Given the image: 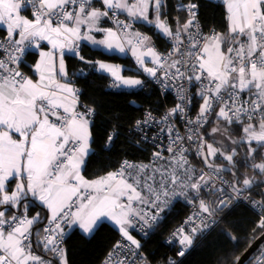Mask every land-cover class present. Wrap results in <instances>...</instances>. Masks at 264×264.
Returning <instances> with one entry per match:
<instances>
[{
    "label": "snow or ice",
    "instance_id": "snow-or-ice-1",
    "mask_svg": "<svg viewBox=\"0 0 264 264\" xmlns=\"http://www.w3.org/2000/svg\"><path fill=\"white\" fill-rule=\"evenodd\" d=\"M94 3L0 0V24L6 25L0 36V264H53L33 254L32 229L41 217H27L30 198L50 210L43 240L36 243L52 253L56 264H68L61 247L64 229L78 225L90 233L102 217L119 226L122 239L116 247L144 259L139 254L142 246L131 232L143 233L165 219L176 197H183L185 203L192 201V214L185 223V228H191L188 234L180 230L183 249L178 257L185 255L194 235L206 239L205 232L210 235L221 225L226 209H231L229 202L259 196L261 200L253 199V206L264 209V175H260L264 159L251 165L259 179L237 172L231 181L223 178L224 167L211 159L232 163L240 146L246 149V159L264 149V0H224L226 29L221 34L210 28L208 35L203 34L198 4L191 0L176 5L186 16L171 26L164 11L166 0H100L102 8ZM29 8L32 18L21 15ZM125 12L128 22L118 19V13ZM105 19L117 30L102 27ZM135 23L152 26L171 42V51L158 54L151 37L129 31ZM82 28L86 29L83 33ZM93 32H102L105 38L97 40ZM80 40L119 53L130 50L139 68L137 75L146 74L164 90L176 89L180 103L159 120L146 113L131 130L142 137V143L160 145L150 155L151 163L125 159L117 171L99 179L82 175L86 157L93 154L90 124L94 110L86 105H80L83 112L78 110L80 90L72 86L64 61L65 50L77 55ZM42 41L51 50L39 51L35 64L39 79L34 82L19 66ZM57 51L58 68L54 64ZM146 57L152 67L145 66ZM79 59L89 72L110 74L113 89L145 87L141 79L122 76L118 66ZM57 74L66 82H59ZM88 74L83 70L74 73L81 78ZM192 88L198 89L196 95L203 101L195 120L188 119L185 111ZM173 115L186 126L184 135L172 122ZM213 122L214 142L208 143L200 133ZM154 128L156 134L149 135ZM236 129L240 137L229 145L226 137ZM113 139L110 136L109 142ZM189 155L199 158L203 167L192 166ZM258 228L264 229V217ZM223 232L231 238L227 229ZM259 256L256 264H264V251ZM167 264L177 261L170 259ZM234 264H241V258Z\"/></svg>",
    "mask_w": 264,
    "mask_h": 264
},
{
    "label": "trees",
    "instance_id": "trees-1",
    "mask_svg": "<svg viewBox=\"0 0 264 264\" xmlns=\"http://www.w3.org/2000/svg\"><path fill=\"white\" fill-rule=\"evenodd\" d=\"M198 3L199 20L204 25L203 29L213 27L222 34L226 29L224 4L214 0H198ZM28 12H30L29 9ZM166 13L170 26L175 25L173 2L171 0L167 2ZM5 30L0 27V36L5 34ZM143 30L153 36L158 47H163L166 44L165 38L151 27L144 25ZM36 56L35 51H30L26 56V62L23 65L25 71L30 73V64L34 62ZM80 56L84 57L85 61L119 64L123 67L124 74H137L138 71L130 66L131 59L128 55L106 52L88 44H82L75 57L69 54L64 56L69 78L74 81L73 85L80 90L79 99L94 109V116L92 117L94 123L90 124L93 137L90 146L93 154L86 157V164L82 169V173L87 179H95L109 170L116 169L124 158L145 159L147 153L132 143L129 129L143 116L146 109L160 112L165 104H173L174 100L169 93H166L163 98L156 87L149 82L145 83L143 89L122 88L116 90L107 88L111 76L102 72H89L87 64L79 59ZM80 70L89 74L83 78L74 75ZM140 76L143 79L144 75ZM201 105L202 103L197 101V110L200 109ZM213 126H215V122L209 123L202 135L208 143L214 142V136L211 133ZM205 132H207V136H205ZM116 133L118 135H114ZM110 136H114L111 142H109ZM231 137L239 139V129H236ZM252 147H256V144L252 143ZM245 151V147L240 146L238 155L232 163L219 157H212L211 159L215 161V164L229 165L234 174H237V172L247 173L249 178L259 179L251 165L260 163L264 159V155H262L264 149L255 153L254 157H248L247 159L244 157ZM232 164H235V167ZM224 174L232 180L233 174ZM260 175H264V173ZM255 198L261 200L259 196H255ZM26 203L30 205L27 209L28 218L35 217L37 214L41 217V222L33 225V250L39 255H47L48 252L44 250L42 244L38 245L36 243L42 241L43 227L48 221L47 210L45 206L31 198ZM173 204L170 214H167L165 219L158 222L153 232L141 244L142 251L152 261L163 262L168 255H175V245L166 242L164 237L181 219L186 210V205L180 200L175 201ZM226 211L227 215L221 225L212 231L210 235L206 233V239H201L199 235L194 247L183 257H179L177 264H234L236 258L264 231V229L258 228L260 215L248 206L238 203L230 210L226 209ZM262 214L264 216V209H262ZM37 229L40 230L39 235H36ZM223 229H227L231 238L224 234ZM119 238V232L106 221H101L89 235H86L77 227H73L65 237L67 262L68 264H99L110 247ZM263 248L264 246H260L245 264H255Z\"/></svg>",
    "mask_w": 264,
    "mask_h": 264
},
{
    "label": "built area",
    "instance_id": "built-area-1",
    "mask_svg": "<svg viewBox=\"0 0 264 264\" xmlns=\"http://www.w3.org/2000/svg\"><path fill=\"white\" fill-rule=\"evenodd\" d=\"M171 1L173 2L174 22L176 23V20H177V19H179V20L182 22V21L184 20L185 16H186V14L183 13V12H181V11L176 7V5H178V4H180V3L187 4V3L190 2V0H171ZM130 2H131V3H132V2H135V0H130ZM167 2H168V0H166V7H165V9H164L165 12H166V10H167ZM191 2H195V3H197V4H198V8H199L198 0H191ZM94 6H99V8H102V7H103L102 4H101L99 1L97 2V0H95ZM29 10H30V13H31V9H30V8H29ZM110 15H112V14L110 13ZM198 15H200V11H199ZM118 19H120V20H122V21H125V22H128L127 13H118ZM109 22L111 23V25L113 26V28H114L115 31H116L117 29L114 27L112 21L109 20ZM136 26H137V23H135V24L133 25V28H136ZM133 28H132V29H133ZM210 28H213V27H210ZM210 28H208V29H206V30L203 29V34H204V35H208V34H209V29H210ZM214 29H215V28H214ZM130 30H131V29H130ZM130 30H129V31H130ZM215 31H216V30H215ZM139 32L142 33V34H144V35H148L149 37L152 38L153 44H154V46L156 47L158 54H160V55H167L168 52L171 51V49H172V44H171V42H170L167 38H165V40H166V44H165L163 47H157L156 44H155V41H154V39H153V36H152L150 33L146 32V31H142V30L139 31ZM216 32H217V31H216ZM2 36H3V35H2ZM42 43H43V42H41V44H42ZM41 44H40V46H41ZM35 49H36V48H33V49H31L30 51H34ZM77 51H79V48H78ZM26 56H27V55H26ZM25 62H26V57L24 58V63L20 64V66H19V70H20L21 72H23L26 76H28V72L25 71V69L23 68V65L25 64ZM152 66H153L152 63H150V67H152ZM142 81L145 82V83H146V82H149V83L153 84V85L156 87V89L159 91V93L161 94V96H162L163 98H164V95H165L166 93H169V94L172 96V98H173V100H174V103H173V104H165L164 107H163V109H162L160 112H155L153 109H146V110L144 111V113H143V116H142L140 119H138V120H142V119L145 117V114L148 113V112H151V114H152L156 119H158V120H159V119H162V118L164 117V115L168 113V111H169L170 109L174 108L178 103H180V101H179V99H178V97H177V95H176V89H175L174 87H173V88H170V89H167V90H164V89H162V88L160 87V85L156 84V83L153 82L150 78H148V77L146 76V74L144 75ZM111 84H112V78H110V80H109V84H108V87H107V88L113 89L112 87H110ZM76 88H77V87H76ZM133 89H139V88H133ZM197 92H198V89H196V88H192V89H190V91H189V93H188L189 100L187 101V107L185 108V111L189 114V115H188V119H192V120H195V119H196V117H197V113L199 112V110H197L196 103H197V101H200L201 103H203V101L200 100V99L198 98V96L196 95ZM80 105H86L88 108L93 109L91 106L87 105L86 103H84L82 100L79 99L78 110L81 111V112L84 111V108H83V107H80ZM93 110H94V109H93ZM138 120H137V121H138ZM171 120H172V122L176 125V127L179 129V131L181 132V134L184 135L185 132H186V126L184 125V123H183L179 118H177L175 115H173V116L171 117ZM135 123H136V122H135ZM135 123L130 127V129H129V135H130V137H131V139H132V143H133L136 147H137V145H140L138 148L144 150V151L147 153V157H146L145 159H130V158H124V159L121 161V163L119 164V166H118L116 169L109 170V171H107L104 175H106V174H107L108 172H110V171H117V170L119 169V167L122 165V163H123V161H124L125 159H127L129 163H151V161H150V155H151L152 153H154L155 151H157L160 145L158 144L157 147H152L150 143H148V144L142 143V137H141L140 135L136 134L135 132L131 131V130L133 129ZM207 126H208V125H207ZM161 127H163V126H161ZM156 131H158V129H155V128H154L153 131H152L151 133H149V135H155V134H156ZM203 132H204V131H202V132L200 133L201 136L203 135ZM163 143H167V141L164 140ZM108 144H110V143H108ZM186 146H187V145H186ZM193 148H194V146H193ZM189 160H190V162H191V165L194 166V167H196L198 170H199L200 168L203 167V166L200 164V162H199V158H197L195 155H189ZM204 171H205V172H209V169L204 168ZM222 176H223L224 179H227V180H230V181H231V179H228V178L225 176L224 173H222ZM244 196H245V197H249V193H248V192H245V193H244ZM253 199H254L255 201L259 202V200L256 199V198L254 197V198H248V199H239V200H238L237 202H235V203H232V202H229V203L232 204L231 208H232L234 205L238 204V203H242V204L248 206L250 209H252V210L255 211L256 213H258V214L260 215V219H261L262 217H264L263 214H262V208H260L259 206H255V207H254V206H253ZM177 200H180V201L183 202V197H176V198H174L173 203H174L175 201H177ZM184 203H185V202H184ZM185 205H186V210H185L183 216H182L181 219H180V220H179V221H178V222H177V223H176V224H175V225H174V226L168 231V233H167V234L165 235V237H164V240H165L166 242H171V243H173V244L175 245V255H172V254L168 255V256L166 257L165 261H163V262L152 261V260L148 259V258L146 257V255H145V253L142 251V249H140V250H139L140 257H143L144 259H146L147 264H167V262H168L170 259H171V260H176L177 263H178V259H179V257L177 256V253H178V251H180V250L183 249V246H181V245L179 244V239H180V235H181V231H180V230L183 229V234H188V232H189V230H190V228H191V225H188V227L185 228V223L187 222V218L192 214V207H191V205H192V201L189 200L187 203H185ZM73 210H74V209H73ZM158 222H159V221H157L156 224H154L151 228H146V229L144 230L143 233H141V232H139V231H132L133 234H134V236L136 237V240H137L140 244H142V242H143L145 239H147L148 236L153 232V230H154L155 226L158 224ZM47 223H48V221L46 222V224H47ZM196 223H199V221H197ZM46 224H45V225H46ZM45 225H44V227H45ZM44 227H43V229H44ZM64 232H65V236H64V238H63V243H62L61 247L65 250V237H66V234H67V233H66V228L64 229ZM205 234H206V232L204 233V235H205ZM44 235H45V233L42 232V240H43ZM199 235H200V234H196V235H194V237H193L194 242H193V244H192L188 249H186L185 254H186L189 250H191V249L194 247V245L196 244V241H197V238H198ZM121 239H122V238L120 237L118 240H116V242L110 247V249L107 251V253H106L105 256L102 258V260L99 262V264H117V262H121V264H132L133 261L135 262V264H144V259H141V258H139V257H137V256H133L130 252L125 251V249L117 248V247H116L117 243H118V242H121ZM133 247H134V246H133ZM125 248H127V245H125ZM262 251H264V248H263ZM33 254L36 255V253H35L34 250H33ZM38 256H40L41 259H43V260H45V261L51 259V260H53V264H56V261H55V259L53 258L52 253H50V252H48L47 255H44V256H43V255H38ZM255 264H256V263H255Z\"/></svg>",
    "mask_w": 264,
    "mask_h": 264
},
{
    "label": "crops",
    "instance_id": "crops-1",
    "mask_svg": "<svg viewBox=\"0 0 264 264\" xmlns=\"http://www.w3.org/2000/svg\"><path fill=\"white\" fill-rule=\"evenodd\" d=\"M100 2V0H97V2ZM214 1H218V2H222L223 4H224V0H214ZM128 2L129 3H131L130 2V0H128ZM224 6H225V8H226V5L224 4ZM95 7H97V8H99V6H95ZM126 13V12H125ZM21 15H23V16H25V17H27V18H32L31 17V14H30V12H28V10H26V11H22L21 12ZM149 18L150 19H152L153 17H152V15H151V13H150V16H149ZM145 24L144 23H137V26H136V28H133V29H131L130 31L131 32H139V31H144L143 30V26H144ZM101 26L102 27H112L113 28V26L111 25V23L109 22V20L108 19H105V20H103L102 21V23H101ZM145 26H147V25H145ZM0 27H3L4 29H6V25H3V24H0ZM149 27H151L154 31H155V29L152 27V26H149ZM113 30L115 31V29L113 28ZM82 33L84 32V31H86V29L85 28H82ZM156 32V31H155ZM217 33H219V32H217ZM93 36H94V38L95 39H97V40H100V39H104V37H105V34L104 33H102V32H93V33H91ZM159 34V33H158ZM43 43L41 44V46H40V48L39 49H35L34 51L37 53V56H36V58H35V60H34V62L32 63V64H30V66H31V71H30V73L28 72V76L27 77H29V78H31V79H33V81L35 82V81H37L38 79H39V73L35 70V64L39 61V51H49V50H51V46L48 44V42L47 41H42ZM79 48H80V46L82 45V44H88L89 46H91V47H94V48H98V47H95V45H92L90 42H88V41H85V40H80L79 42ZM156 44V43H155ZM157 46V45H156ZM155 47V46H154ZM158 47V46H157ZM100 49V48H99ZM155 50L157 51V49H156V47H155ZM77 52H79V51H77ZM66 54H69V55H71L70 53H68V51L67 50H65V55ZM64 55V56H65ZM65 61V60H64ZM150 61H149V59H147L146 60V64H145V66L146 67H150ZM54 64H55V66H56V68H58V65H59V52L57 51V53L56 54H54ZM65 66H66V64H65ZM66 70H67V68H66ZM68 73V72H67ZM122 73H123V69H122ZM110 75V74H109ZM129 75H132V74H129ZM137 75V74H136ZM143 75H145V74H143ZM140 76V75H139ZM68 77H69V75H68ZM112 78V77H111ZM125 78H128L127 76L125 77ZM132 78V77H131ZM57 79L59 80V82H61V83H64V82H66V80L65 79H61L60 77H59V75L57 74ZM140 79L142 80V77L140 76ZM72 86H74V85H72ZM75 87V86H74ZM125 89H130V88H125ZM131 89H133V88H131ZM90 148H91V146H90ZM83 169V168H82ZM82 175H83V173H82ZM103 176H105V175H102V176H100V177H103ZM85 177V176H84ZM100 177H97V178H95V179H99ZM86 178V177H85ZM87 179V178H86ZM88 180H94V179H88ZM13 185H10L9 187H12ZM33 200H35V199H33ZM36 201H38V200H36ZM39 202V201H38ZM40 203V202H39ZM45 208H46V206H45ZM46 210H47V215H48V218H50V210L49 209H47L46 208ZM31 218H33V217H31ZM101 221H106L107 223H109L111 226H113L117 231H118V229H119V226L118 225H116L115 224V222L114 221H111V220H109L108 218H106V217H102L101 218V220L100 221H98V223H97V225L101 222ZM73 227H77L79 230H81L82 232H83V230L82 229H80L79 228V226L78 225H73L71 228H66V233L67 232H69V230H71ZM96 228V226H94V229ZM33 230V229H32ZM94 231V230H93ZM92 231V232H93ZM92 232H90V233H85L86 235H89V234H91ZM119 232V231H118ZM84 233V232H83ZM120 234V233H119ZM131 234H133V232H131ZM120 237H121V234H120ZM136 239V238H135ZM36 255H39V254H37L36 253Z\"/></svg>",
    "mask_w": 264,
    "mask_h": 264
},
{
    "label": "rangeland",
    "instance_id": "rangeland-1",
    "mask_svg": "<svg viewBox=\"0 0 264 264\" xmlns=\"http://www.w3.org/2000/svg\"><path fill=\"white\" fill-rule=\"evenodd\" d=\"M105 28H108V27H105ZM105 38V37H104ZM121 42L122 43H124V41L123 40H121ZM95 47H98V48H100V49H102V50H104V51H106V52H112V53H117V54H119V55H128L129 57H130V59H131V64H130V66L132 67V69H135V70H137V71H139V68H138V65L136 64V60H135V57H133L132 56V54H131V51L129 50V51H127L126 53H119L118 51H110V50H107V49H105L103 46H96L95 45ZM125 47L126 48H128V45L125 43ZM148 58L146 57L145 58V61L147 60ZM98 62H103V61H98ZM105 63H108V62H105ZM108 64H111V65H114V66H118L119 67V69L121 70V75L122 76H124V77H128V78H133V79H140V76L139 75H136V74H132V75H129V74H124V73H122V69H123V67L122 66H120L119 64H113V63H108ZM146 64V63H145ZM258 130V129H257ZM216 139H219V136H216L215 137ZM233 138L232 137H226V143H228L229 145L231 144V140H232ZM245 142H247V141H245ZM253 143H255V142H253ZM256 144V143H255ZM216 146H218V145H216ZM258 164V163H257ZM133 235V237L134 238H136L135 236H134V234H132ZM261 246H264V242L261 244ZM190 246H188V248H189ZM187 248V249H188ZM261 257L259 256L258 257V259L256 260V261H258L259 259H260Z\"/></svg>",
    "mask_w": 264,
    "mask_h": 264
},
{
    "label": "water",
    "instance_id": "water-1",
    "mask_svg": "<svg viewBox=\"0 0 264 264\" xmlns=\"http://www.w3.org/2000/svg\"><path fill=\"white\" fill-rule=\"evenodd\" d=\"M217 166L224 167V173L234 174L233 169L226 164H216ZM230 170V171H229ZM264 242V231L256 237L249 246L245 249V251L239 256L241 258V264H245L246 261L251 257V255L261 246Z\"/></svg>",
    "mask_w": 264,
    "mask_h": 264
}]
</instances>
